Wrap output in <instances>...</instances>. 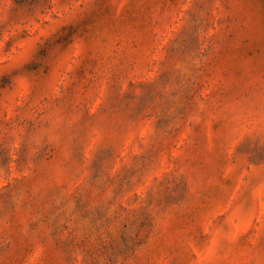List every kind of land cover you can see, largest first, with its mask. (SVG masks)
I'll return each mask as SVG.
<instances>
[{
  "label": "rangeland",
  "instance_id": "374dc122",
  "mask_svg": "<svg viewBox=\"0 0 264 264\" xmlns=\"http://www.w3.org/2000/svg\"><path fill=\"white\" fill-rule=\"evenodd\" d=\"M0 264H264V0H0Z\"/></svg>",
  "mask_w": 264,
  "mask_h": 264
}]
</instances>
